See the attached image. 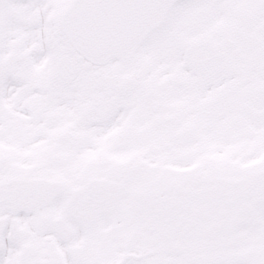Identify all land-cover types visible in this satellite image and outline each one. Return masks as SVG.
Returning <instances> with one entry per match:
<instances>
[{"label":"snow or ice","instance_id":"snow-or-ice-1","mask_svg":"<svg viewBox=\"0 0 264 264\" xmlns=\"http://www.w3.org/2000/svg\"><path fill=\"white\" fill-rule=\"evenodd\" d=\"M0 264H264V0H0Z\"/></svg>","mask_w":264,"mask_h":264}]
</instances>
